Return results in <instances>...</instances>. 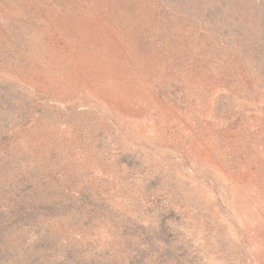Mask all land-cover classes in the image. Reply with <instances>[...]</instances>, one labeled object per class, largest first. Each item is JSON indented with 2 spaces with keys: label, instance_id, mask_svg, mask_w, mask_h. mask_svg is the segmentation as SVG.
Wrapping results in <instances>:
<instances>
[{
  "label": "rangeland",
  "instance_id": "374dc122",
  "mask_svg": "<svg viewBox=\"0 0 264 264\" xmlns=\"http://www.w3.org/2000/svg\"><path fill=\"white\" fill-rule=\"evenodd\" d=\"M205 3L0 0V185H38L12 163L24 153L29 171L43 157L51 185L105 202L90 226L61 225L84 238L57 258L45 246L32 264H240V255L264 264V192L255 188L264 187V90L250 92L248 82L264 87V70L204 82L228 51H244L225 47L221 32L209 38ZM248 10L264 22V0ZM226 18L239 33L248 24L264 32L253 19ZM9 211L0 205L1 225ZM42 218L25 222L24 250L50 236ZM8 240L0 238L5 260L8 247L17 250ZM168 240L187 243L181 258L165 253Z\"/></svg>",
  "mask_w": 264,
  "mask_h": 264
},
{
  "label": "trees",
  "instance_id": "16d2710c",
  "mask_svg": "<svg viewBox=\"0 0 264 264\" xmlns=\"http://www.w3.org/2000/svg\"><path fill=\"white\" fill-rule=\"evenodd\" d=\"M240 2V4L237 3ZM241 2L243 5H241ZM261 0L256 2V0H206V9H202L203 18L206 24H208V33L209 38L213 36H218V34L221 32L222 36H225L227 39V43H223L225 47H227L229 50L231 49L229 45L232 47V49H240L242 48L244 51L241 53H230L229 51L226 53L227 56H225L223 59H220L217 63V67L219 70L218 72H212L210 75H206L203 77L204 82H207L213 76L215 75L216 79L222 77L223 79L235 76L236 73L234 72V69H240L243 67V69H246L251 74L254 75L257 73L260 76V71L264 70V32H260L258 35L254 33V24H248L249 27H246V29L243 32L239 33V29L237 31L235 27V20H228L227 18L223 20L222 18L229 15H234L236 18L237 26L240 25V23H244V17L253 19L252 21L255 23V29L260 30L264 27V22L260 17H257L255 13L248 14L251 7L255 8L257 6V3H260ZM234 12V13H233ZM251 30V31H247ZM246 32V34L244 33ZM231 51V50H230ZM172 54H174L173 51H171ZM246 60L247 62H245ZM242 71V68H241ZM244 74V72H242ZM256 74V75H257ZM230 75V76H229ZM173 78L179 79V76L177 77L175 74L173 75ZM170 79V82L174 83L175 79ZM187 78V77H185ZM224 79V80H225ZM228 79V78H227ZM186 80V79H185ZM249 82V90L252 92L254 90L253 86L256 87L258 91H263L264 87L262 85H259V83L255 82V84H251V80L248 78ZM172 83L170 86H172ZM203 113V107L201 109ZM264 116V112H260ZM190 113L187 114V117ZM6 114L0 115V121L5 119ZM187 117L184 116L185 121H190L187 119ZM192 117V115L190 116ZM178 126V125H177ZM205 131V130H204ZM0 132H2V127L0 125ZM206 132V131H205ZM252 133H255V137L261 138V132H259V129L252 131ZM1 137V136H0ZM210 141H207L209 143ZM215 145L217 146V142L215 144L212 142L210 144L211 146V153H215ZM171 151V147L169 149ZM175 152V151H174ZM23 157H15L14 162L18 165H21L23 167V174L25 175L24 179L27 178L29 181H34L38 185L39 184H45V185H9L11 180L9 181L8 185H0V197L3 198V200L0 202V205H5L6 208H8L10 211L8 212V219L6 218L7 223L0 224V238H6L9 239L8 241H13V246L15 247L14 250L11 247H8V250L11 252V256H8L7 258L12 257L10 260H5L4 256L5 253H2V256L0 258L4 259V261L0 264L6 263V264H32L37 263L38 255L36 253L38 250L42 252V249L46 246L51 249V252L55 258H57V251L59 248L63 245L68 247V245H71L74 243V239H80L84 238V235L86 232L80 231L78 234L69 233V230H66V234L61 231V225H66L69 223L71 226L76 227L77 229H83V227L90 226L91 220L93 219V216H102V212L104 211V205L105 202L103 201V197H101L100 200L94 201V199H88L93 198L94 194H92L85 186L86 189L82 187H77V185H74V191L71 190V188H67L64 185H51L55 182L56 175L53 174L51 176H45L47 178L43 177L42 167L45 165L43 162V165H41V162L43 160V157L36 158L35 160H32V166L33 169L29 171L28 168V158L24 153H21ZM178 156L183 161V158L181 154H178ZM170 159V157H168ZM211 160V158L209 159ZM172 161V160H171ZM234 163H226V168L232 169L234 168ZM2 167H0L1 169ZM17 169V168H16ZM27 169V170H26ZM209 169V168H208ZM26 170V171H25ZM25 171V172H24ZM18 173H20L18 171ZM0 172V176H1ZM22 179V178H21ZM260 180V178H259ZM262 183V182H261ZM260 184V182H259ZM216 185L212 186V189H216ZM256 190L259 192H264V187L260 185H256ZM225 190H220L221 195H226ZM12 194L14 196H12ZM44 197V198H43ZM47 197V198H46ZM5 198L6 199L5 201ZM1 200V199H0ZM221 202V201H220ZM97 203L98 205H95L96 208H93V205ZM230 210L228 208L226 211ZM112 211V209L110 210ZM115 213H112L111 215H114ZM227 216L229 214L227 213ZM1 217V215H0ZM42 217H47L50 219L48 221L49 225L47 224V227L45 226V223L38 222L39 228L50 232V236L45 238L44 233L41 234V239L37 241H33L34 243V249L32 251H27V249L24 250V241L22 240L23 234L22 231L25 229V222L30 221H36L43 219ZM232 219V218H231ZM5 219L0 218V222ZM83 223V227H82ZM56 226L57 233L52 232V225ZM85 224V225H84ZM165 227V225H164ZM85 229V228H84ZM172 231V230H171ZM241 233V232H240ZM15 236V237H13ZM164 237V234H162V238ZM241 238V237H240ZM147 240H142V243H144ZM125 242L124 245H126L128 242ZM36 243H39L41 245L40 247H36ZM173 241H167L163 242V247L165 246V253H174L175 259L181 258L180 255L181 252H183L181 249L185 248L186 244L184 241L180 242L177 240V242L174 243V247H172ZM243 239H240L239 244L241 245V249H245V245H243ZM18 244V245H15ZM31 245V244H30ZM38 245V244H37ZM124 245H120V248H122ZM20 246L23 248H20ZM31 247V246H30ZM128 247V246H127ZM18 254L21 259L20 262H18L17 258H14V253ZM24 250V252H23ZM46 250V249H45ZM48 252V251H46ZM68 252V251H66ZM44 257V256H43ZM138 258V257H137ZM158 258V256H157ZM242 258L244 260H242ZM159 259V258H158ZM59 261L58 259H56ZM70 260V259H69ZM138 261H141L138 258ZM245 257H242L240 255V264H244ZM142 262V261H141ZM56 264V263H55ZM177 264H192L189 261H183L179 262Z\"/></svg>",
  "mask_w": 264,
  "mask_h": 264
}]
</instances>
